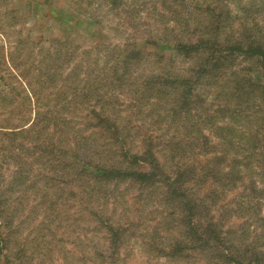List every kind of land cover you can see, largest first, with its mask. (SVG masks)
I'll return each mask as SVG.
<instances>
[{
	"label": "trees",
	"instance_id": "obj_1",
	"mask_svg": "<svg viewBox=\"0 0 264 264\" xmlns=\"http://www.w3.org/2000/svg\"><path fill=\"white\" fill-rule=\"evenodd\" d=\"M106 1L116 6L119 0ZM138 1H131L129 18L131 15L132 19H141L142 10L148 9L145 3L155 6V27L146 24L145 30L153 31L146 33L143 29L144 42L156 50H170V55L177 53L197 60L170 77H162V71L157 76L151 73L143 80L145 90H155L158 96L174 91L165 117L185 119L193 103L201 100V86L217 85L227 74H233L230 98L234 101L223 104L220 110L227 114L225 126H216L212 117L207 126L215 127L217 132L211 135H193L190 130L171 135L144 133L138 149L127 123L116 114L113 118L109 115L113 108L109 103L98 109L87 106L84 117H80L82 127L74 130L75 113L83 107L82 103L45 105L35 101L34 117L30 120L21 115L16 126L9 121L0 125V157L19 166L9 181L1 175L0 217H6L7 207L17 208L20 202L13 193L22 175L20 166L30 161L26 157L30 153L32 161L46 170L40 207L57 208L78 197L81 217L93 223L94 229L106 232V254L98 251L102 261L108 262L117 254L128 231L130 222L113 220L110 207L115 208L118 200L126 204L124 195L118 199L113 196L124 183L138 184L135 200H143V215L156 214L149 219L157 220L153 230L160 228L165 235L162 241L158 238L156 245L150 244L149 251L192 264H264V131L261 127L257 131L246 128L242 134L235 130V125L241 128L240 117L250 106L246 94L249 88L257 89L254 98L264 105V0H204L203 11L200 0H160L169 3L168 7L162 6L169 8L172 39L157 36V2ZM129 53L136 57L140 54L133 47L123 57L120 55L121 66ZM241 57L259 65L255 80L235 76L237 69L229 61ZM111 70L112 67L106 73ZM7 74L15 79L11 71ZM204 81L208 82L203 84ZM93 82L91 79L81 85L80 92L94 88ZM96 82L100 86L101 78ZM29 84L22 87V92L31 108V98L37 91ZM259 96L261 99H257ZM200 123L206 124L203 117ZM191 126L190 121H185L183 128ZM86 130L90 132L85 135ZM71 133L73 141L69 142ZM20 136L30 140L24 144L26 141L18 139L16 143ZM35 185L33 181L27 188ZM45 190H53L54 198L49 199ZM58 198H63V203ZM237 218L242 221L239 223ZM7 226L6 221H0V253L5 248Z\"/></svg>",
	"mask_w": 264,
	"mask_h": 264
},
{
	"label": "rangeland",
	"instance_id": "obj_2",
	"mask_svg": "<svg viewBox=\"0 0 264 264\" xmlns=\"http://www.w3.org/2000/svg\"><path fill=\"white\" fill-rule=\"evenodd\" d=\"M131 1L119 0L115 6L106 0H0V125L9 121L12 126H16L21 115L30 120L35 113L33 104L38 101L45 105L46 102L82 103L83 107L75 113L74 130L82 127L83 120L80 119L84 117L87 106H96L98 109L109 103L113 106L109 115L113 118L116 114L119 120L127 123L130 137L134 138L133 145H137L138 149L144 133L171 135L190 130L193 135L197 132L211 135L217 132L215 127L207 126L212 117H215L216 126L224 127L227 114L220 110L223 104L234 101L230 98L233 74H227L226 79L218 81L217 85L207 84L197 88L201 100L193 103L189 118L185 119L179 116L175 119L165 117V108L173 99L174 91H166L158 96L155 90L152 93L145 90L143 80L151 73L157 76L162 71V77H170L178 70L189 68L197 60L177 53L170 55V50H156L154 46L145 43L143 29L146 24L155 27V23H152L155 6L153 3H145L144 7L148 9L142 10L141 19H132L128 13ZM140 1L143 0L138 3ZM200 1V4H204V0ZM153 2H157L155 5L158 9L157 36L166 39L167 35L172 39L174 32L171 31L173 22L169 19V8L162 6L166 4L168 7L169 3H161L160 0ZM205 8V4L201 6L202 11ZM149 9L151 15L147 14ZM148 31L153 29L145 30L146 33ZM133 47L139 50V57L129 53L124 60L127 66H121L120 55ZM229 63L237 69V78L244 77L247 81L250 76L255 80L259 69L255 60L241 57ZM111 67L112 70L106 73ZM8 71H11L15 79L8 76ZM17 74L24 77H18ZM98 78L102 81L100 86L96 82ZM91 79H94V88L87 90V87L80 92L81 85ZM27 83L37 91L31 98V108L22 92V87L25 88ZM257 93L256 88L248 89L246 94L250 106L240 117L243 118L238 122L241 128L235 125L236 133L242 134L247 131L246 128L257 131L261 127V132L264 131V105L255 100ZM257 99H261L260 96ZM11 110H15L14 113ZM202 117L206 121L204 125L200 123ZM185 121H190L193 127L184 129ZM89 132L86 130L84 134ZM72 138L71 133L69 142L73 141ZM18 139L26 141L24 144L30 140L20 136L16 143ZM26 157H30V161L20 166L22 175L16 189L13 188V194L19 197L20 202L17 208L7 207L4 212L6 217H0V221H6L9 225L4 229L7 234L6 244L0 253V264L190 263L188 260L179 261L149 251L150 244L156 242V245L158 238L162 241L165 235L160 228L153 230L157 220L149 219L156 214L143 215V200H135L138 184L127 186L124 183H120L113 196L118 199L124 195L127 197L126 204L118 200L115 208L110 207L114 211L113 220L130 222L128 231L116 249L117 254L114 253L108 262L102 261L98 251L106 254L105 230L94 229L93 223L81 217L78 197L66 201L64 205L58 204L57 208H41L40 203L44 199L41 197L44 192L41 189L45 183L43 178L46 170L40 169V164L32 161L30 153ZM0 160V181L1 175L10 179L19 166H14L13 162H4L1 157ZM33 181L37 188L34 186L28 189L27 186ZM5 185L2 187L5 188ZM45 192L49 199L54 198L53 190ZM62 199L58 198V202L63 203ZM237 219L239 223L242 221ZM149 238H153L149 240L152 243H149Z\"/></svg>",
	"mask_w": 264,
	"mask_h": 264
}]
</instances>
